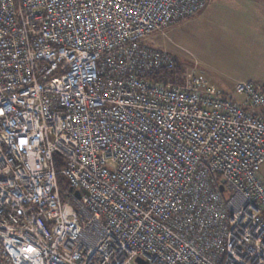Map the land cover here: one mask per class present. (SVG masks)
Here are the masks:
<instances>
[{
    "label": "built area",
    "instance_id": "obj_1",
    "mask_svg": "<svg viewBox=\"0 0 264 264\" xmlns=\"http://www.w3.org/2000/svg\"><path fill=\"white\" fill-rule=\"evenodd\" d=\"M207 1L0 0V264H264V95L145 42Z\"/></svg>",
    "mask_w": 264,
    "mask_h": 264
},
{
    "label": "rangeland",
    "instance_id": "obj_2",
    "mask_svg": "<svg viewBox=\"0 0 264 264\" xmlns=\"http://www.w3.org/2000/svg\"><path fill=\"white\" fill-rule=\"evenodd\" d=\"M263 4L264 0H208L195 17L155 31L145 42L174 57L178 83L202 73L228 95L234 96L241 81H251L259 89L264 82V7L259 9ZM259 171L264 177V163Z\"/></svg>",
    "mask_w": 264,
    "mask_h": 264
},
{
    "label": "trees",
    "instance_id": "obj_3",
    "mask_svg": "<svg viewBox=\"0 0 264 264\" xmlns=\"http://www.w3.org/2000/svg\"><path fill=\"white\" fill-rule=\"evenodd\" d=\"M205 7H206V5H205ZM205 7H204V9H205ZM199 13H200V12H199ZM199 13H197V14H199ZM197 14H196V15H197ZM196 15H194V16H192V17H195ZM174 60H175V59H174ZM175 63H176V61H175ZM178 71H179V68H178V66H177V64H176L175 70H174L173 72H171L170 74H168V75H170L171 77L174 78L175 74H177ZM165 75H167V74H165ZM259 90H260V92L264 95V82H263V84H261V86L259 87ZM231 97H232V96H231ZM58 183H59V185H60L61 187L64 185V179H63V177L58 176Z\"/></svg>",
    "mask_w": 264,
    "mask_h": 264
},
{
    "label": "crops",
    "instance_id": "obj_4",
    "mask_svg": "<svg viewBox=\"0 0 264 264\" xmlns=\"http://www.w3.org/2000/svg\"><path fill=\"white\" fill-rule=\"evenodd\" d=\"M256 6L257 5H254L253 7H255L256 8ZM262 6L264 7V4L263 5H260V8L259 9H261L262 8ZM258 9V8H257ZM264 9V8H263Z\"/></svg>",
    "mask_w": 264,
    "mask_h": 264
},
{
    "label": "water",
    "instance_id": "obj_5",
    "mask_svg": "<svg viewBox=\"0 0 264 264\" xmlns=\"http://www.w3.org/2000/svg\"><path fill=\"white\" fill-rule=\"evenodd\" d=\"M220 188L222 189L223 186L221 185ZM75 194H76V195H79L78 191H75Z\"/></svg>",
    "mask_w": 264,
    "mask_h": 264
}]
</instances>
